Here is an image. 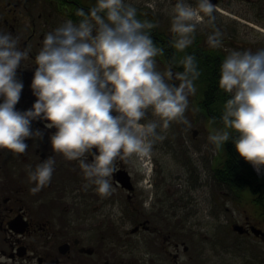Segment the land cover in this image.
I'll use <instances>...</instances> for the list:
<instances>
[{
  "label": "flooded vegetation",
  "instance_id": "obj_1",
  "mask_svg": "<svg viewBox=\"0 0 264 264\" xmlns=\"http://www.w3.org/2000/svg\"><path fill=\"white\" fill-rule=\"evenodd\" d=\"M95 2L0 0V31L18 36L21 49L31 48L29 58L17 70V78L24 87L15 110H29L37 99L31 82L35 55L44 35L66 19L78 22L76 11L83 8L87 12ZM125 2L137 8L139 20L158 24L151 30L154 44L164 51L163 56L156 58L158 70L163 72L174 56L177 60L186 54L196 56L201 76L195 81L197 92L189 97L185 112L191 127L173 122L166 132H161L166 138L155 142L143 160L117 161L111 177L113 190L102 198L94 185L85 186L87 181L77 161L55 155L50 137L56 129L47 128L48 121H33L32 130H40L43 136L26 139V153L14 156L6 149L0 150V264H207L210 257L218 255L214 241L208 244L202 241L211 236L199 232L186 235L182 229L186 206L199 199L192 196L186 199L189 193L181 191L182 177L188 191L195 189L214 201L221 195L243 207L246 213L235 221L244 226L245 232L240 235L256 236L252 226L264 231V199L255 200L264 194V185L255 188L256 195L233 188L234 179L248 180L245 172L239 171L240 176L234 174L232 159L236 156L229 157V168L220 166L223 157H218V150L208 141L213 134L208 124L223 125L217 116L223 58L232 50L255 52L263 48L259 39L247 37L252 29L249 25L264 26V0H211L216 5L215 25L223 33L222 46L216 49L208 46L207 37L213 29L206 26L205 18V23L197 26L194 43L184 52L171 47L168 13L176 0ZM187 2L195 5L196 0ZM172 71L182 72L183 68L174 66ZM173 83L178 86V81ZM202 122L203 127L197 126ZM54 155L55 170L50 183L32 193L30 189L35 185L28 179L29 169L34 170ZM87 158L92 159L91 155ZM258 176L262 182L264 175ZM246 205L254 209L253 215ZM202 222L203 218L198 217L195 223ZM185 235L192 237L193 250ZM258 237L264 239V233Z\"/></svg>",
  "mask_w": 264,
  "mask_h": 264
},
{
  "label": "clouds",
  "instance_id": "obj_2",
  "mask_svg": "<svg viewBox=\"0 0 264 264\" xmlns=\"http://www.w3.org/2000/svg\"><path fill=\"white\" fill-rule=\"evenodd\" d=\"M215 11L211 0H196L195 5L176 0L168 13L171 47L177 52L190 47L205 18L213 29L208 46L221 47L223 33L215 25ZM76 16L78 22L66 19L44 35L31 82L37 99L23 112L15 110L24 87L17 70L31 48L21 49L18 36L0 31V150L14 156L26 153L25 140L43 136L32 130V122L48 121L46 127L56 129L50 137L55 155L77 161L85 186L94 185L103 198L113 190L117 161L143 160L155 142L166 138L161 132L173 122L191 127L185 112L189 97L197 92L201 70L194 54L178 60L174 56L163 72L158 70L156 58L164 51L151 38L158 24L139 20L137 8L125 0H96L87 12L78 9ZM174 66L183 71L173 73ZM218 83L229 99L220 116L224 128L210 134L208 141L219 150L232 140L240 157L261 174L264 48L230 51L221 63ZM55 155L29 169L32 193L50 183Z\"/></svg>",
  "mask_w": 264,
  "mask_h": 264
},
{
  "label": "rangeland",
  "instance_id": "obj_3",
  "mask_svg": "<svg viewBox=\"0 0 264 264\" xmlns=\"http://www.w3.org/2000/svg\"><path fill=\"white\" fill-rule=\"evenodd\" d=\"M249 27L254 30H250L247 38L253 36L254 40L258 41L259 39L260 45L262 44L264 48V26L258 25L257 28H254L249 25ZM200 125L203 127L204 123H199L197 126ZM208 127L213 130L214 134L215 131L222 130L224 125L215 122L213 125L208 124ZM202 138H204V135ZM222 148L223 146L217 152L218 157H220ZM260 175H264V170ZM182 186L181 191L186 192L187 190V193H189L186 199L191 196L194 198L199 197V199L193 200L192 204L189 205L188 203L186 206V222L182 227L183 232L186 235L191 233L192 236L198 232L209 234L211 239L202 238V241L205 244L214 241L215 250L218 251L217 257H210L207 264H264V239L252 235L242 236L232 228V223L239 221L240 216L246 213L243 207L233 204L230 200L226 201L225 197L221 195H218V200L214 201L209 195H201L195 189L188 191V186L184 183V177H182ZM245 208L253 215L254 209L251 208V205H246ZM190 210L193 216L188 217ZM198 217L203 218L201 224L195 223ZM186 235L185 240L190 245L192 237L187 238ZM191 245H193L191 247V250H193L194 241Z\"/></svg>",
  "mask_w": 264,
  "mask_h": 264
},
{
  "label": "trees",
  "instance_id": "obj_4",
  "mask_svg": "<svg viewBox=\"0 0 264 264\" xmlns=\"http://www.w3.org/2000/svg\"><path fill=\"white\" fill-rule=\"evenodd\" d=\"M217 89H218L217 91L218 92L217 93V100H218L217 116L220 120V116L223 111L224 103L227 101V99H229V96L225 94L224 92L220 91L219 83H218ZM230 156H236V157H233L232 159L233 164H234L232 170H234V174H237L238 176H240L239 171H244L246 174V177L248 178V180L245 182H241V181L237 182L234 179V183L232 184L233 188L246 189V190H249L251 194L256 195L257 192L255 188L256 187L260 188V186H263L264 180L262 182L258 181L259 180L258 174L256 173V171L254 170V168L252 167L250 163L246 162L242 157H239V153L236 151L235 145L232 142V140H229L228 142L225 143V145H223L222 151L220 152V157H223V160L221 161L220 166L225 165V168H229L230 166L229 157ZM263 197H264V194H261L260 196H257L255 200L257 202H261L264 199Z\"/></svg>",
  "mask_w": 264,
  "mask_h": 264
},
{
  "label": "water",
  "instance_id": "obj_5",
  "mask_svg": "<svg viewBox=\"0 0 264 264\" xmlns=\"http://www.w3.org/2000/svg\"><path fill=\"white\" fill-rule=\"evenodd\" d=\"M251 228H252V231H253L256 235H260L261 233H264L262 229H259V228L255 227V226H252ZM233 229L236 230V231H238V232H240V233L245 232L244 226L241 225V224H239V223H235V224L233 225Z\"/></svg>",
  "mask_w": 264,
  "mask_h": 264
}]
</instances>
